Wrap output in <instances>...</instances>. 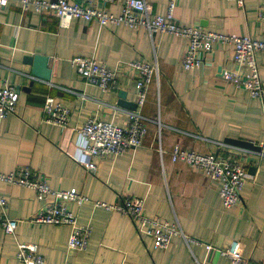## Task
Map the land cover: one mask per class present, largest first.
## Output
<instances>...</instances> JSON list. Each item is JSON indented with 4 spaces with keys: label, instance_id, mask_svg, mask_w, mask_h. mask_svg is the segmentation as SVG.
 I'll return each mask as SVG.
<instances>
[{
    "label": "crops",
    "instance_id": "0c3cea01",
    "mask_svg": "<svg viewBox=\"0 0 264 264\" xmlns=\"http://www.w3.org/2000/svg\"><path fill=\"white\" fill-rule=\"evenodd\" d=\"M68 1L115 15L122 11V0ZM146 1L153 14L166 13L168 0ZM263 7L264 0H243V5L236 0H176L173 14L180 25L264 40V23L257 16ZM186 48L184 37L150 35L142 27H101L83 19L61 27L51 13L21 10L18 0L0 9V79L21 88L15 112L0 119V172L28 167L53 189H77L88 201L70 202L68 208L79 225L90 227L86 247L69 249L70 226L30 221L44 204L34 190L0 182V194L8 199L7 214L18 219L14 235L0 227V264H23L16 255L17 243H36L45 264H232L218 249L233 240L240 242L249 261L264 264V152L225 141L246 140L264 148V101L222 78L224 69L235 68L231 43H217L202 52L201 65L190 70L182 68ZM33 54L48 56L50 80L30 74L31 66L22 59ZM76 55L120 67L116 87L103 90L86 82L70 63ZM132 60L158 65V83L148 86L141 106L137 72L125 64ZM257 61L264 84V53L257 54ZM119 91L137 104L147 133L134 149L91 161L78 130L93 116L126 126L130 109L117 104ZM48 95L70 109L66 127L44 120L42 106ZM174 144L201 153L235 152L249 176L240 201L224 207L217 181L171 160ZM90 161L92 170L87 169ZM126 197L143 199L147 215L178 223L194 241L176 235L167 247H157L151 237L137 232L128 216L94 205Z\"/></svg>",
    "mask_w": 264,
    "mask_h": 264
},
{
    "label": "built area",
    "instance_id": "2783aa9c",
    "mask_svg": "<svg viewBox=\"0 0 264 264\" xmlns=\"http://www.w3.org/2000/svg\"><path fill=\"white\" fill-rule=\"evenodd\" d=\"M10 0H0V9ZM111 1V0H109ZM243 5V0H236ZM21 10L51 13L59 19L61 27H67L73 19L95 20L99 26L124 24L131 28H145L150 35L154 33H170L187 39V48L182 58V68L190 70L202 63V52L210 51L217 43H231L233 46L231 60L234 69H224L222 78L244 89L252 98L264 101V84L262 83L257 54L264 53V40H257L248 35L224 34L204 30L195 26L180 25L175 21L174 8L176 0H168L165 14H153L146 0H122V11L115 15L94 5L70 2L68 0H18ZM259 21L264 23V7L257 12ZM70 63L83 79L97 85L103 90L116 87L120 67L110 68L99 63L92 56H73ZM135 69L137 104L145 101L148 86L155 80L158 83V65L156 61L132 60L125 63ZM18 100L16 87L0 79V119L15 112ZM44 120L47 123L63 128L68 125L70 109L53 96H46L42 106ZM127 125L119 126L111 121L97 117H90L79 128L78 132L86 139L83 151L92 161L107 155H118L141 145L146 133L147 124L137 110H127ZM159 127V126H158ZM225 144L219 143V147ZM231 147V146H230ZM229 147V148H230ZM201 153L187 150L179 144L171 149V160L183 162L201 171L208 178L219 183V197L221 204L232 207L240 201L241 191L248 179L243 163L235 157V152ZM249 151V150H248ZM263 152V150L261 151ZM88 162L87 169H94V163ZM0 182L21 185L34 190L36 197L44 201L30 221L40 224L67 225L71 232L67 240L69 249H84L90 236V227L77 223L76 215L68 208V203L78 205L88 201V198L75 188L53 189L46 178L28 167H17L8 173L0 172ZM95 206L105 207L128 216L137 232L153 239L157 247H167L174 236L182 235L188 242L194 241L182 232L178 223H171L145 213L144 201L138 197H126L114 204L96 201ZM8 199L0 194V227L7 233L14 235L18 219L7 214ZM206 248L212 249L207 244ZM221 255L232 264H256L249 261L243 254L240 242L231 241L226 247L218 249ZM17 257L23 264H45V260L38 252L36 243H17ZM113 264H123L122 261Z\"/></svg>",
    "mask_w": 264,
    "mask_h": 264
},
{
    "label": "water",
    "instance_id": "95a60500",
    "mask_svg": "<svg viewBox=\"0 0 264 264\" xmlns=\"http://www.w3.org/2000/svg\"><path fill=\"white\" fill-rule=\"evenodd\" d=\"M78 2V0H77ZM24 64H28L31 66L30 74L33 77L39 78L41 80L48 81L50 80V75H51V69L48 67V61L49 58L47 55H41V54H33V55H25L22 59ZM21 88L16 87V90L19 92ZM118 101L117 104L119 106L125 107L130 110H135L137 104L132 101H128L125 99V92L124 91H119L118 93ZM226 142L239 145L245 148H248L250 150H253L255 152H261L264 148L260 145H255L251 141H246V140H240V139H234V138H226Z\"/></svg>",
    "mask_w": 264,
    "mask_h": 264
}]
</instances>
